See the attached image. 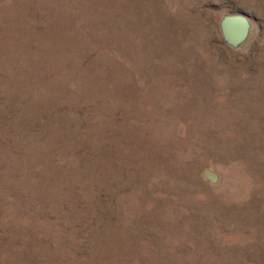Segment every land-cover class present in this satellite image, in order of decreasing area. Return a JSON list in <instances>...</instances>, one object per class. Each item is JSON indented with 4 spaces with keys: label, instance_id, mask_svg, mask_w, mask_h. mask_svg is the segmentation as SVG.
Returning a JSON list of instances; mask_svg holds the SVG:
<instances>
[{
    "label": "rangeland",
    "instance_id": "1",
    "mask_svg": "<svg viewBox=\"0 0 264 264\" xmlns=\"http://www.w3.org/2000/svg\"><path fill=\"white\" fill-rule=\"evenodd\" d=\"M0 264H264V0H0Z\"/></svg>",
    "mask_w": 264,
    "mask_h": 264
},
{
    "label": "water",
    "instance_id": "2",
    "mask_svg": "<svg viewBox=\"0 0 264 264\" xmlns=\"http://www.w3.org/2000/svg\"><path fill=\"white\" fill-rule=\"evenodd\" d=\"M223 42L232 49H238L249 38L251 22L244 14H226L219 24Z\"/></svg>",
    "mask_w": 264,
    "mask_h": 264
}]
</instances>
